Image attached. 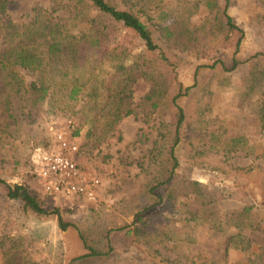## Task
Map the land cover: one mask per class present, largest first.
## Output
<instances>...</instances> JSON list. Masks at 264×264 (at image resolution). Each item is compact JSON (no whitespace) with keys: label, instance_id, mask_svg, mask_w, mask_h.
Returning <instances> with one entry per match:
<instances>
[{"label":"trees","instance_id":"trees-1","mask_svg":"<svg viewBox=\"0 0 264 264\" xmlns=\"http://www.w3.org/2000/svg\"><path fill=\"white\" fill-rule=\"evenodd\" d=\"M236 1L49 0L48 6L36 4L29 22H18L10 17L7 0H0V142L13 144L20 126L34 123L45 103L74 109L88 88L82 121L86 155L90 146L113 137L137 107L147 113L163 107L170 111V120L160 123L158 141L140 166L144 183L103 209L100 216L107 217L106 224L96 222L82 228L65 222L59 207L47 210L38 191L0 177V186L18 216L37 222L58 217L61 229L70 227L77 233L84 259L108 257L121 244L128 249L141 243L159 255L150 260L153 264H173L161 249L172 244L178 252L182 248L190 251L202 223L218 225L224 252L231 247L249 250L252 240L247 239V232L264 235V217L257 216L264 212V175L256 179L258 172L252 174L253 168L209 160L211 151H244L248 142L244 136H234L223 143L210 128L205 102L212 93L211 82L215 78L229 81L230 74L243 64V34L234 37L239 28L231 15ZM196 16L199 22L193 23ZM25 46H34L36 53L26 54ZM175 50L212 59L195 67L193 85L180 82L186 60ZM257 62L262 81L250 85L246 98L252 100V91L258 94L253 102L261 116L264 58L258 57ZM140 80L149 87L136 102L133 87ZM182 146L188 149L185 160L189 166L231 174L240 179L239 186L218 187L211 195L207 184L182 178L178 172ZM191 194L207 202L190 203ZM167 205L172 206L169 212ZM122 235L127 240L118 239ZM6 243L3 264H34L22 237H0V247ZM207 255L181 253V261L213 264L215 260ZM250 256L264 264V244ZM122 264L131 262L126 257Z\"/></svg>","mask_w":264,"mask_h":264},{"label":"rangeland","instance_id":"rangeland-1","mask_svg":"<svg viewBox=\"0 0 264 264\" xmlns=\"http://www.w3.org/2000/svg\"><path fill=\"white\" fill-rule=\"evenodd\" d=\"M168 1L173 3L175 0ZM38 2H42L44 6L50 4L49 0H7L9 15L15 21L29 22L34 14L32 10ZM110 2L115 3V0ZM231 15L239 28L234 31V37L243 34V64L240 69L230 74L229 81L215 78L211 82L212 93L205 97L208 105L206 117L210 120V128L220 135L223 143L234 136H244L248 142V149L228 153L215 150L208 155L209 160L253 168L252 174L258 172L255 178L261 179L264 175V115H259V106L253 102L258 94L252 91V100H248L246 93L251 92V84L262 81L257 60L260 56L264 58V0H237ZM198 22L199 17L196 16L193 23ZM227 29L224 27L222 31L226 32ZM30 32H33L32 28ZM23 50L28 55L36 53L34 46H25ZM175 52L186 60L180 74V82L185 86L194 84V69L198 64L212 61L210 57H202L195 52L178 50ZM148 87L149 84L143 80L136 83L133 87L136 102L146 94ZM88 90L89 88L74 109L52 108L46 103L43 104L36 114L37 119L34 123L20 126L13 144L0 142V177L10 184H25L38 191L47 210L59 207L65 222H72L82 228H88L96 222L106 224L107 217L100 216L103 209L110 208L124 196L133 194L144 183L145 178L140 173V166L147 162L148 150L158 141L157 128L160 123L170 120L168 107L154 113H147L143 107H137L136 113L119 125L113 137L105 138L99 146H90L86 152L92 161L93 169L84 173L82 177L90 183L94 178L100 179L96 202L59 204L45 196L40 180L34 174L33 150L36 146H53L56 135L63 130L70 132L82 130L86 134L82 121L83 105L89 100ZM70 121L73 122L72 125ZM187 150L183 146L178 150V156L182 160L178 172L182 178L207 184L211 195L216 194L215 189L218 187L239 186L240 179L231 174L189 166L185 160ZM254 185L257 188V184ZM189 202L203 205L207 198L191 194ZM171 208L170 205L165 207L168 212ZM257 216L262 219L264 212H257ZM247 233V239L252 240L249 250L231 247L224 252L222 245L224 236L218 225L202 223L196 231L197 242L190 246V251L182 248L178 252L177 248L169 244L161 249V254L165 259L173 261V264H184L181 261V253L194 255L199 251L214 259L213 264H257L250 255L264 244V235L251 231ZM10 236H20L24 239L29 257L34 264H122L126 257L131 264H153L150 260L159 256L154 255L150 248L138 243L128 249L121 244L108 257L81 258L85 250L74 230L70 227L67 230L61 229L58 217L37 222L32 218L18 216L14 204L0 186V237L8 240ZM118 239L127 240L123 235ZM7 246L9 243L0 247V264H3V253ZM157 260H160V257Z\"/></svg>","mask_w":264,"mask_h":264},{"label":"built area","instance_id":"built-area-1","mask_svg":"<svg viewBox=\"0 0 264 264\" xmlns=\"http://www.w3.org/2000/svg\"><path fill=\"white\" fill-rule=\"evenodd\" d=\"M84 145V131L63 130L56 135L53 146L34 148L33 171L50 200L59 204L96 202L100 179L90 183L82 177L93 169L92 161L83 152Z\"/></svg>","mask_w":264,"mask_h":264}]
</instances>
